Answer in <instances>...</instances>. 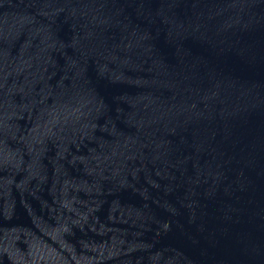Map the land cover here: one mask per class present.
<instances>
[{"label":"water","instance_id":"obj_1","mask_svg":"<svg viewBox=\"0 0 264 264\" xmlns=\"http://www.w3.org/2000/svg\"><path fill=\"white\" fill-rule=\"evenodd\" d=\"M0 264H264V0H0Z\"/></svg>","mask_w":264,"mask_h":264}]
</instances>
